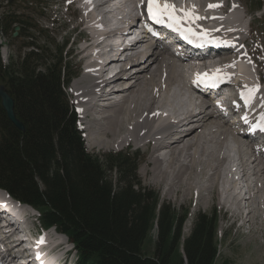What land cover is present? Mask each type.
Masks as SVG:
<instances>
[{
    "label": "bare ground",
    "instance_id": "6f19581e",
    "mask_svg": "<svg viewBox=\"0 0 264 264\" xmlns=\"http://www.w3.org/2000/svg\"><path fill=\"white\" fill-rule=\"evenodd\" d=\"M60 1L77 6L74 17L64 22L72 21L71 30L81 29L88 40L78 48L84 61L81 73L72 81L70 89L88 130L89 148L130 143L142 148L148 155L144 157L140 171L153 184L160 185L164 194H180L184 199L193 195L195 203L205 207L216 196L225 212L233 217L242 215L243 220L238 226L245 225L247 232L256 231L258 221L257 230L263 246L264 146L245 143L235 123L217 113L208 104V98L194 91L196 87L186 79L208 73L211 67L221 69L230 86L244 90L245 85L259 84L260 90L254 98L258 102L246 106L239 115L244 124L250 122L252 125L264 114V107H261L264 82L261 84L259 78H251L247 65L240 64L247 56L253 58L246 47L242 13L238 10L241 0H168L177 9L194 7V15L206 17L191 25L196 33L215 35V38L209 35L210 41L204 45H195L199 59L177 58L166 48H150L144 39L134 40L129 49L122 48L120 54H124L119 57L111 46L103 48L102 40L93 41L96 23L108 27L104 38L131 34L134 27L129 32L123 31L122 27L134 21L139 13L137 10L144 8L140 0H98L93 7L86 0ZM209 4L221 6L209 9ZM50 14L45 13V18ZM220 48L223 50L219 55H210L211 50ZM127 50H130L129 54H125ZM204 55L212 60L206 63ZM233 62L234 67H225ZM115 67L117 71L108 75ZM116 95L120 97L116 98ZM96 97L104 101L99 108L92 102ZM249 132L251 135L255 131ZM162 139H165L164 145L159 147L158 142ZM238 172H241V181L246 182L244 194L238 186ZM6 196L9 198L0 189L2 206L9 203ZM10 199L17 204V218L12 229L0 230V262H10L1 252L29 259L30 250L37 248L46 262L66 264L68 248L65 243L70 241L53 227L43 236L35 237L36 244H32L31 249L24 247L21 234L25 232L31 238L34 235L31 227L36 210ZM13 234L16 236L12 237ZM31 238L30 242L33 241ZM37 260L38 264H44L41 259L34 263Z\"/></svg>",
    "mask_w": 264,
    "mask_h": 264
},
{
    "label": "trees",
    "instance_id": "16d2710c",
    "mask_svg": "<svg viewBox=\"0 0 264 264\" xmlns=\"http://www.w3.org/2000/svg\"><path fill=\"white\" fill-rule=\"evenodd\" d=\"M6 22L4 16L3 30ZM21 23L31 39L7 63L0 56V83L24 124L13 125L0 103V189L37 209L41 225L64 233L77 264H214L212 213L198 212L184 235L180 213L134 179L135 153L89 152L62 90L75 72L63 54L67 40L49 47L29 32L32 24Z\"/></svg>",
    "mask_w": 264,
    "mask_h": 264
},
{
    "label": "rangeland",
    "instance_id": "374dc122",
    "mask_svg": "<svg viewBox=\"0 0 264 264\" xmlns=\"http://www.w3.org/2000/svg\"><path fill=\"white\" fill-rule=\"evenodd\" d=\"M240 3L241 5L238 10L242 13V29L246 37V47L253 56V58L250 57L251 59L248 56L246 57L249 65H247V71L250 76L252 75L251 78H259L262 84V82H264V26L261 24L260 20L264 14V0H241ZM75 10H77L75 4L68 5L66 1L62 2L60 0H0V52L3 54V59L8 61L10 56L15 57L18 55L24 43L31 39L30 36L24 35L26 30H24L21 25V21L23 20L32 24L29 32L32 34L34 33V35L37 36L36 39L41 44L47 43L50 47L52 46L51 44H54L52 43L53 40L56 41L57 44H62V40L66 38L68 47L70 45L69 52L73 55L75 72H77L79 76L83 64H81V62L84 60L81 58V53L78 52V48L83 44V39L86 40V38L85 35H83L84 32H80L81 29L71 30L74 24L72 21L67 23L64 22L65 19L69 20L74 17L76 13ZM45 13H51L49 18H45ZM4 16L8 19V22H6L8 25L4 26L5 30H3V24H1L4 20ZM16 22L19 23L18 25L20 26L19 30L21 33L12 36L11 28L14 26L13 23ZM87 41L88 40H86V42ZM67 48L65 47L63 54ZM249 60L251 63H249ZM67 88H65V90H67L70 96L69 100L66 91L62 89L64 96L67 99L70 109H72L74 105L80 121V113L77 111L78 107L75 102L76 98L70 89V84L69 88ZM70 102L72 104H69ZM85 131L87 133L88 130L85 128ZM86 148L91 153L98 154L118 151L119 149L126 150L132 155L135 153L137 168L134 179L138 181L140 185L157 191L160 202L171 205V207L175 208L180 213L183 217L181 221V232L184 235L191 230L194 218L198 212L207 214L212 213L215 217L218 249L214 264H219L224 258L231 261L232 264H264V245L262 246L261 244L260 233L257 230L258 221L255 228L256 231L247 232V227L245 225L242 227L238 226L243 220L242 215L233 217L228 212H225V210L221 209L219 206L216 196L211 200L210 204L205 207L196 204L193 195L184 199L180 194L176 196L164 194L160 185L153 184L146 175H142L140 170L144 164V157L148 154L147 152L145 153L142 148H136L132 143L124 146L110 145L103 147L94 146L90 148L86 143ZM239 182L238 184L240 186L243 185L242 188L245 187L244 181ZM242 194H244L243 191ZM245 210L246 209H244V211ZM35 213L36 215L33 216V223L35 228L38 229L39 213L37 211H35ZM258 217L259 216L256 218L257 220H259ZM155 234L156 230L152 229V241L147 243L146 246L148 254H151L153 249ZM65 246L71 247L72 245L67 242ZM72 250L71 258L74 260L76 251L73 248Z\"/></svg>",
    "mask_w": 264,
    "mask_h": 264
},
{
    "label": "snow or ice",
    "instance_id": "6c2138e0",
    "mask_svg": "<svg viewBox=\"0 0 264 264\" xmlns=\"http://www.w3.org/2000/svg\"><path fill=\"white\" fill-rule=\"evenodd\" d=\"M90 2V0H89ZM141 5L145 3V0H140ZM219 4H209L208 8L220 7ZM236 5H234L235 7ZM146 10L148 14V19L153 21L156 24L166 25L169 29L180 32L181 35L185 33L189 35H197L191 25L195 24L196 21L201 19H206V17H201L199 15H194V7L188 9H177L174 4H170L168 0H146ZM179 13V15L177 14ZM212 19H217L216 17H211ZM181 25H185L181 27ZM217 31L219 29H216ZM151 31V28H149ZM206 35V33H202ZM242 47V46H241ZM249 63L251 61L249 60ZM235 63L233 62L230 65L225 67H234ZM221 72V69L217 68L214 70V73L210 76L207 72L202 74H196V79L193 83H207L210 80L222 79L218 74ZM260 90V85L256 84L252 87L247 85L244 86V90L240 92V99L244 102V105H250L255 98L257 92ZM261 107H264V103L261 104ZM245 122L246 118H245ZM251 131H260L264 132V114H261L259 120L250 126ZM41 243L43 241H40ZM39 259V256L37 257Z\"/></svg>",
    "mask_w": 264,
    "mask_h": 264
},
{
    "label": "water",
    "instance_id": "95a60500",
    "mask_svg": "<svg viewBox=\"0 0 264 264\" xmlns=\"http://www.w3.org/2000/svg\"><path fill=\"white\" fill-rule=\"evenodd\" d=\"M15 29H18V26H15ZM16 34V31L14 32ZM0 100L3 109L8 117V119L19 129H24V124L19 120L14 113V100L10 94L5 89L3 84H0Z\"/></svg>",
    "mask_w": 264,
    "mask_h": 264
}]
</instances>
